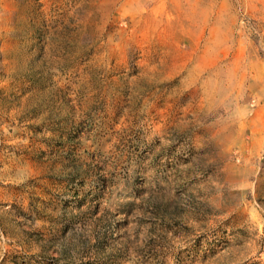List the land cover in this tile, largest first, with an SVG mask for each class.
I'll return each instance as SVG.
<instances>
[{"label":"rangeland","instance_id":"1","mask_svg":"<svg viewBox=\"0 0 264 264\" xmlns=\"http://www.w3.org/2000/svg\"><path fill=\"white\" fill-rule=\"evenodd\" d=\"M0 264H264V0H0Z\"/></svg>","mask_w":264,"mask_h":264},{"label":"built area","instance_id":"2","mask_svg":"<svg viewBox=\"0 0 264 264\" xmlns=\"http://www.w3.org/2000/svg\"><path fill=\"white\" fill-rule=\"evenodd\" d=\"M255 104H256V102H255V101H253V102H252V106L254 107V106H255Z\"/></svg>","mask_w":264,"mask_h":264}]
</instances>
